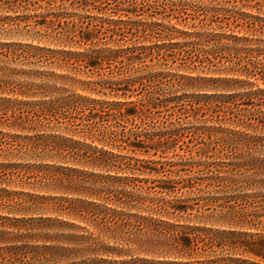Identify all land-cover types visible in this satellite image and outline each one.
<instances>
[{
  "label": "trees",
  "instance_id": "16d2710c",
  "mask_svg": "<svg viewBox=\"0 0 264 264\" xmlns=\"http://www.w3.org/2000/svg\"><path fill=\"white\" fill-rule=\"evenodd\" d=\"M110 1L0 0V10L23 13L0 17V184L12 175L7 171L15 175L21 167L7 161L23 152L61 163V166L48 165L56 173L51 171L46 177L65 194L37 197L46 201L44 211L49 215L26 221L31 225L25 227L31 231L28 234L10 231L25 229L19 226L24 221L17 216H0V221L12 223L0 222V246L6 245L0 247L5 251H0V261H7L6 264H264V159L253 157L258 152L264 154V137L210 128V139L215 137L221 161L179 164L159 160L155 163L160 167H153V160L146 158H153V151L154 156L166 158L183 136L179 120L168 119L163 127L153 126V106L166 108L174 104L171 109L178 108L183 113V99L174 96L173 91L187 87L185 81L195 78L164 75L147 70L149 66L143 64L147 59L152 62L156 59V65H164L161 62H168L169 58L184 66L203 62L191 54L204 41L199 33L179 31L160 23H143L134 29L133 23L124 20L101 18L98 22H76L69 19L77 14L66 12L63 6L69 2L78 11L88 7L87 4H111ZM58 2L62 5L54 9ZM124 2L153 6V0ZM168 2L174 4L171 0H154V4ZM42 3L48 5L46 14L37 13L44 9ZM186 3L189 2H181ZM76 4L82 8L81 5L75 8ZM100 11L106 13L104 9ZM175 33L195 39L180 43L172 38L170 43L154 45H141L134 40L136 36L177 37ZM224 38L239 40L236 36ZM24 39L38 44L25 43ZM129 41V46L120 45ZM41 42L65 48L53 49L40 45ZM111 44L115 48L107 46ZM74 45L87 48L77 52L66 48ZM106 64L110 69L115 66L117 75L122 77L119 83L124 84L122 88L117 87L114 75L110 79L81 82L65 75L17 69L57 65L94 74ZM20 77L31 81H19ZM161 78L166 82H162L164 87L157 95L143 93L140 103L128 101V93L144 91L148 82ZM231 81L238 82L228 80ZM60 82L64 86L58 87ZM78 84L90 94L123 95L120 97L124 100L108 102L71 93L65 87ZM192 98L190 106L198 115L195 105L200 101ZM237 118L239 126L246 130L257 131L264 126V117L253 113H240ZM116 150L141 157H128ZM186 165L203 166L208 173L204 175L199 170L201 177L182 179L180 173L188 171ZM26 168L41 170L36 166ZM137 173L174 177L160 183L157 194L196 188L201 195L190 199L195 202L193 205L183 200L153 199V181L145 186L149 179L136 176ZM1 192L10 194L8 190ZM196 205L198 211H211L201 216L207 223H183L180 215L194 211ZM24 240L43 244L18 245ZM225 253L242 257H225Z\"/></svg>",
  "mask_w": 264,
  "mask_h": 264
},
{
  "label": "rangeland",
  "instance_id": "374dc122",
  "mask_svg": "<svg viewBox=\"0 0 264 264\" xmlns=\"http://www.w3.org/2000/svg\"><path fill=\"white\" fill-rule=\"evenodd\" d=\"M116 1L117 2L111 0L109 2L111 4H87L88 7L83 6L86 8L78 11H75L74 8H72V4H69V2L63 4V6L66 8V12L77 14L69 19L76 22L80 20L86 23L93 21L98 22L101 18L124 20L133 23L134 29L139 28L138 25L143 23L150 24L153 22V25L155 23H160L169 28L175 27L179 31L194 34L199 33L202 35L204 41L202 42V46L199 45V48H196L195 52L191 54L194 59L203 62L198 61L195 65L188 64L184 66L181 65L180 61L173 62V60L169 58L168 62H161L165 63L164 65H156L158 63L156 59H153V62L151 59H147L143 64L149 66L147 70L153 69V71L162 72L164 75L177 74L195 78V80L185 81L187 87L173 91L174 96H181L183 99V101H181L184 108L183 113L178 112V108L173 111L171 108L174 104H169L166 108H154L153 106L151 114L153 116V126L156 124L157 126L163 127L165 126V121L169 119L174 121L179 120L181 124L179 128L183 129V136L178 144L175 145V148L165 155L166 158H160L159 155L154 156V151L153 158L149 156L146 158L153 160V167H160L159 164L155 163L159 160L161 162L168 161L179 164H189L190 162L210 164L221 161V157L216 149L218 147H216L215 137L210 139L208 132L210 128L235 130L253 136L264 137V126L259 127L257 131L246 130L239 126L237 118L240 113L244 112L264 117V92H261L264 90V0H171L174 4L170 2H168L169 4H154L153 0V6H149V4L125 3L124 0ZM183 1L189 3L181 4ZM41 5L44 9H40L37 13L46 14L48 9H45L48 8V5L45 3ZM60 5H62L60 2L54 4V9L58 8ZM80 5L81 4H76L75 8H78ZM101 9H104L106 13L102 14V11H100ZM21 14L23 13L15 14L13 12L0 10L1 18ZM83 26H86V24ZM133 32H137V30H133ZM138 35L142 36V33H138ZM175 36L177 37H153L152 39L139 38L136 36L134 40H137V44L150 45L153 43L154 45L155 43H170L172 38H174L172 41L180 43L195 39L188 38L181 33H175ZM226 36H236L239 37V40H229L224 38ZM129 38H133L132 35H129ZM24 42L34 43L35 45L38 44L37 41H32L30 39H24ZM124 44L129 46L131 43L130 41L128 43H120V45ZM40 45L53 49L65 48L60 45L46 42H41ZM107 46L115 48L114 44ZM66 48L77 52L81 50V48L87 47L74 45ZM201 50L209 51L210 54L204 53ZM235 51L239 52L237 53ZM17 69L38 70L48 75L53 73L65 75L81 82L94 81L102 78L110 79L114 75L117 76L114 78V82L118 84L117 87L120 86L122 88L124 86V84H119L122 83V77L117 75L116 70H114L115 66H112V69H110L107 64L104 65L102 70H96L97 72H94V74L89 71L84 72V69L81 71L80 69L71 67L67 70L66 68L57 67V65L53 67L18 66ZM124 70L126 71V68ZM111 72L113 73L111 74ZM233 79H237L238 82H228V80ZM18 80L22 82L31 81L26 77H20ZM165 80V78H161V80L157 79L156 81L153 80L152 82H148L145 88L146 90L128 93L127 96L130 97L128 101L140 103L142 95L146 93L153 92V94L157 95L164 87L162 82H166ZM37 82L42 81L38 80ZM61 82L58 84V87L64 86ZM79 86L80 84L76 85V87H70V85L65 87H67L71 93L91 96L108 102L124 100V98L120 97L123 95L116 96L108 94L107 96H98L96 94H90L87 91H82ZM120 94L123 93L121 92ZM11 97L16 98L17 96ZM192 97L200 101L199 105H195L198 115H195L196 112H194L192 106H190L191 101L194 100ZM174 112H176V114ZM5 132L17 133L9 130H5ZM77 139L83 140L79 137ZM116 152L122 153L128 157H141L140 155H134L125 150L121 152L116 150ZM253 157L256 159H264V154L258 152L253 154ZM222 158L223 161L228 162V159H225L224 156H222ZM7 162L19 164L21 167L15 175L12 171H7V174L12 175L9 176L5 183L0 184V197L3 195V200L0 201V216H11L12 218L17 216L24 221L20 223L19 226L23 228L30 227L31 225L26 221L49 215L44 211L47 204L46 201L38 199V196L65 195L62 191L56 189L57 187L53 185L54 182H52L51 179H47L46 177V175L51 174V171L56 173V170L50 169L48 165L61 166L62 164L48 158L37 159L23 152L19 153L17 158H10ZM22 166L25 168H22ZM29 166L40 167L41 170L38 171L36 169L26 168ZM177 168L181 169L182 167L178 166ZM185 169L188 171L180 173L182 179L201 177L198 172L199 170H203L205 173L204 175L208 173V169L203 166L189 168V165H186ZM189 170L191 171L189 172ZM136 176H140V174L137 173ZM140 177L149 179V184L145 186L152 185L151 182L153 181V199L159 197L164 198L166 201L183 200L193 205L195 202L190 199L198 198L201 195L196 188L184 189L175 194H157L159 191L157 186L174 177H170L169 175L163 176L162 174L156 175L154 173L153 175H141ZM2 190H8L10 194L1 192ZM257 191L260 190L257 189ZM202 205L203 202H201L200 206ZM198 209L199 206L196 205L194 211L181 214L180 220L186 224H206V219H202L201 216L208 215L211 211L204 212L203 210L198 211ZM155 217L157 218L159 216L156 215ZM176 219L178 220L179 217L177 216ZM0 222L8 225L12 224L5 220ZM10 231L17 234H28L31 232L26 230V228L21 232H18L17 229H10ZM22 244L42 245L43 242H29L28 240H24L18 243V245ZM5 246L6 245H1L0 247ZM0 251L2 253L5 252L4 250ZM224 256L230 257L234 255L225 253ZM234 257L242 256L237 255ZM0 262H3V264L7 263V261Z\"/></svg>",
  "mask_w": 264,
  "mask_h": 264
}]
</instances>
